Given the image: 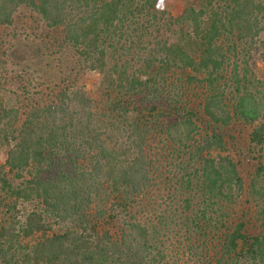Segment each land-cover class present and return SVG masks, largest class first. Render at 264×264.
<instances>
[{"label": "trees", "instance_id": "16d2710c", "mask_svg": "<svg viewBox=\"0 0 264 264\" xmlns=\"http://www.w3.org/2000/svg\"><path fill=\"white\" fill-rule=\"evenodd\" d=\"M194 1L0 0L103 78L24 112L0 91V264H264V164L247 188L229 142L264 159V0Z\"/></svg>", "mask_w": 264, "mask_h": 264}, {"label": "rangeland", "instance_id": "374dc122", "mask_svg": "<svg viewBox=\"0 0 264 264\" xmlns=\"http://www.w3.org/2000/svg\"><path fill=\"white\" fill-rule=\"evenodd\" d=\"M190 6L199 7L200 4L194 0H167L165 7L172 17L178 18ZM254 46L250 63L258 79L264 81L263 44L258 42ZM72 79L86 85L92 96H98L102 90V75L80 70L76 51L64 41L62 33L49 29L30 9L19 10L14 16L13 25L0 26V91L10 107L20 108L24 112L32 105L31 101L42 104L51 98L58 86ZM205 124L203 122L201 127L207 131ZM247 134L236 133L237 142H229L231 146L234 144L235 148L231 152L244 176L245 186L250 188L252 177L258 167L264 164V159H259V154L257 156L249 152L252 145ZM162 153L157 154V157H161ZM163 155L166 164H170V156L166 152ZM1 159H5L3 154ZM164 188V185L160 186V191ZM181 241L175 240V246H179ZM201 247L197 251L202 252ZM217 251L212 248L213 254ZM207 261L201 257L194 264H207Z\"/></svg>", "mask_w": 264, "mask_h": 264}, {"label": "clouds", "instance_id": "9594fccd", "mask_svg": "<svg viewBox=\"0 0 264 264\" xmlns=\"http://www.w3.org/2000/svg\"><path fill=\"white\" fill-rule=\"evenodd\" d=\"M159 2H161V3H162V0H159Z\"/></svg>", "mask_w": 264, "mask_h": 264}]
</instances>
